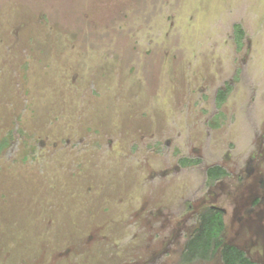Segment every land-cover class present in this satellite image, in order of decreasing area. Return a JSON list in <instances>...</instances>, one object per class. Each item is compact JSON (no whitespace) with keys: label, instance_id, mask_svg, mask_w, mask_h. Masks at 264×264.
I'll list each match as a JSON object with an SVG mask.
<instances>
[{"label":"rangeland","instance_id":"obj_1","mask_svg":"<svg viewBox=\"0 0 264 264\" xmlns=\"http://www.w3.org/2000/svg\"><path fill=\"white\" fill-rule=\"evenodd\" d=\"M228 150L264 175V0H0V264H223L184 252Z\"/></svg>","mask_w":264,"mask_h":264},{"label":"flooded vegetation","instance_id":"obj_2","mask_svg":"<svg viewBox=\"0 0 264 264\" xmlns=\"http://www.w3.org/2000/svg\"><path fill=\"white\" fill-rule=\"evenodd\" d=\"M262 156L250 154L245 160L239 157L233 159L228 150L224 156V164L214 162L203 170L204 182L188 200L187 207L188 212L197 221L201 214L209 208L220 211L224 224L222 232L224 244L244 252L253 264H264V252L260 253L258 259L253 257L254 249L259 244L255 242V237L258 238L257 233L252 234V229L257 228V225H252V223L264 219L262 216L264 215V175L258 173L262 166ZM184 160H188L189 163L182 165ZM179 162L180 165L191 168H196L204 163L202 157L195 156H184ZM213 167H221L227 172V175L209 178L207 172ZM200 194L201 196H199ZM196 202H199V206L195 205ZM223 203L228 205L230 211L222 205ZM228 218L233 220V223H230L233 229H236L237 225L239 226L237 239L232 241L227 240L226 236L230 226Z\"/></svg>","mask_w":264,"mask_h":264},{"label":"trees","instance_id":"obj_3","mask_svg":"<svg viewBox=\"0 0 264 264\" xmlns=\"http://www.w3.org/2000/svg\"><path fill=\"white\" fill-rule=\"evenodd\" d=\"M240 34H244L240 30ZM225 96V91H219L220 100ZM184 165L188 160L182 161ZM227 175L221 167L210 168L207 172L209 178ZM224 224L220 211L207 209L198 219V227L187 242L184 258L188 261L210 260L219 255L223 264H253L244 254L235 247L225 245L222 239Z\"/></svg>","mask_w":264,"mask_h":264}]
</instances>
